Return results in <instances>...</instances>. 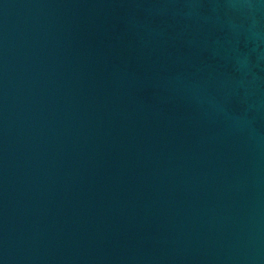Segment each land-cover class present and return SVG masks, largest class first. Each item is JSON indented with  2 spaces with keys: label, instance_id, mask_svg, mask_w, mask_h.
Instances as JSON below:
<instances>
[{
  "label": "water",
  "instance_id": "water-1",
  "mask_svg": "<svg viewBox=\"0 0 264 264\" xmlns=\"http://www.w3.org/2000/svg\"><path fill=\"white\" fill-rule=\"evenodd\" d=\"M0 264H264V0H0Z\"/></svg>",
  "mask_w": 264,
  "mask_h": 264
}]
</instances>
